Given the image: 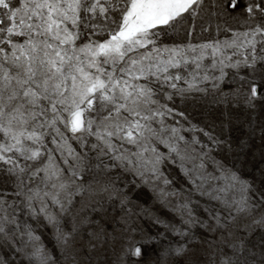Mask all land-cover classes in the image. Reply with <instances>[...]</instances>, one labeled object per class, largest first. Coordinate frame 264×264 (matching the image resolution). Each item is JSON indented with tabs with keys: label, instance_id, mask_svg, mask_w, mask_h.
Wrapping results in <instances>:
<instances>
[{
	"label": "snow or ice",
	"instance_id": "obj_1",
	"mask_svg": "<svg viewBox=\"0 0 264 264\" xmlns=\"http://www.w3.org/2000/svg\"><path fill=\"white\" fill-rule=\"evenodd\" d=\"M0 264H264V0H0Z\"/></svg>",
	"mask_w": 264,
	"mask_h": 264
}]
</instances>
